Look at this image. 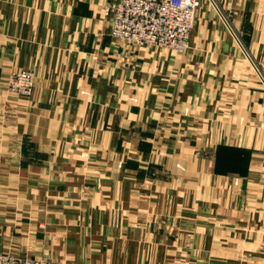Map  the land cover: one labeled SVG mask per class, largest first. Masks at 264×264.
Instances as JSON below:
<instances>
[{
	"label": "crops",
	"instance_id": "0c3cea01",
	"mask_svg": "<svg viewBox=\"0 0 264 264\" xmlns=\"http://www.w3.org/2000/svg\"><path fill=\"white\" fill-rule=\"evenodd\" d=\"M115 1L0 0V252L264 264V0H200L184 52L115 41Z\"/></svg>",
	"mask_w": 264,
	"mask_h": 264
},
{
	"label": "built area",
	"instance_id": "2783aa9c",
	"mask_svg": "<svg viewBox=\"0 0 264 264\" xmlns=\"http://www.w3.org/2000/svg\"><path fill=\"white\" fill-rule=\"evenodd\" d=\"M200 0H120L110 2L111 36L117 41L137 46H166L184 52L190 37ZM11 90L24 97L33 94L36 74L33 70H11L7 76ZM0 264H61L15 252H0Z\"/></svg>",
	"mask_w": 264,
	"mask_h": 264
},
{
	"label": "rangeland",
	"instance_id": "374dc122",
	"mask_svg": "<svg viewBox=\"0 0 264 264\" xmlns=\"http://www.w3.org/2000/svg\"><path fill=\"white\" fill-rule=\"evenodd\" d=\"M29 70V69H28ZM31 70V69H30ZM8 76V75H7ZM36 258V257H35ZM40 259H43V258H40ZM50 261H55V260H50ZM55 262H59V261H55ZM59 263H61V262H59ZM61 264H63V263H61Z\"/></svg>",
	"mask_w": 264,
	"mask_h": 264
}]
</instances>
